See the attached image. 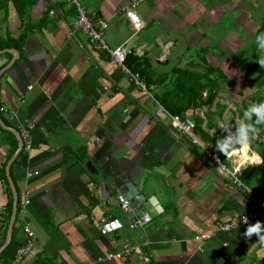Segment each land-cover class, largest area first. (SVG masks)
Instances as JSON below:
<instances>
[{"label": "crops", "instance_id": "crops-1", "mask_svg": "<svg viewBox=\"0 0 264 264\" xmlns=\"http://www.w3.org/2000/svg\"><path fill=\"white\" fill-rule=\"evenodd\" d=\"M132 1L75 0L94 25L98 19L106 21L101 38L109 49L121 45L141 58L152 77L147 89L135 84L106 50L89 44L74 27L72 2L0 0L1 242L13 198L8 177L16 194L10 245L0 264L7 263L27 239L24 224L32 232L31 247L15 264H253L264 260V218L217 230L218 223L264 203L258 179L264 169L259 164L264 147L223 129V123L229 122L250 127L237 118V112L234 120L226 122L219 117L211 120L209 110L205 114L199 108L187 110L185 117H201L202 126L211 120L214 125L204 128L207 134H225L224 140L232 146L224 158L231 157V168L220 162L229 173L221 170L204 155L201 148L207 146L200 138L194 137L201 147L196 151L173 128L175 115L159 103L162 92L172 87L171 77L157 72L155 76L153 71V63H168L169 48L176 42L168 36L171 29L192 21L189 9L194 15L199 10L205 23L215 24L220 20L211 10L220 5L201 3L228 1L141 0L135 7L142 21L138 29L122 11ZM245 1L233 6L231 13L253 0ZM249 10L244 12L247 20L259 19L254 18L252 7ZM156 20L168 36L149 40L143 34L136 36ZM218 48L220 53L211 47L213 51L193 58L198 62H190H205L215 70L220 65H211L207 58L220 62ZM176 117L183 119L184 111L182 118ZM14 132L22 141L18 151ZM119 175H127L125 182L136 184L145 199H157L150 206L160 208L150 218L143 214L149 219L142 228H128L134 215L121 210L113 190L108 194L110 181ZM109 217L119 220L122 228L101 234L97 225ZM125 243L135 246L130 254L108 256Z\"/></svg>", "mask_w": 264, "mask_h": 264}, {"label": "rangeland", "instance_id": "rangeland-1", "mask_svg": "<svg viewBox=\"0 0 264 264\" xmlns=\"http://www.w3.org/2000/svg\"><path fill=\"white\" fill-rule=\"evenodd\" d=\"M225 1L228 2L201 3L202 5H205V3L206 5L214 3H218L220 5V8H217L215 10L217 14H215L214 10H211L214 15V19L215 17L217 19L219 18L220 21L218 23H205L203 18L198 14L199 10H196L194 15V10L192 11V9H189V12L193 13L191 16L192 23L187 22L186 24H181V26L176 30L171 29L169 36L167 32L162 30L157 20L152 23L148 30H146L148 26H146V23H144L146 27H143L139 31H137L136 36L143 34V36L147 38V40L157 39L161 36L175 38V44L169 48L171 55H169L170 58L168 59V63L164 65L153 63V71L155 73V76H157L159 73H162V76L165 74L168 79L170 77H174L175 75H177V73L180 76H183L184 74L180 70L182 68L187 69L186 65L189 64L193 58H201L200 53L202 51L211 50L210 48L213 47L214 51H211L220 53L218 48V46H220L221 54L218 57L221 60L220 62H217V60H214L211 57L207 58L211 65H220L217 66L218 68L216 67V69L211 73V76H216L218 78L217 84L219 87L217 89V95L214 98L210 109L208 108L209 111H207L208 113L211 112L209 114V116H211V120H215V118L220 117L219 119L225 118L224 120L228 122L227 119L232 118L234 115L233 113L237 112V106L238 104H240V100L243 97H246L249 93L256 96H264V89L263 91H261L258 90V87H254L255 85L252 86V78L255 77L257 71L251 66V62L255 61L254 57H251L253 56V53H256L258 55V59H260L261 65L264 66V62L261 60V56H259L264 55V29H258V27L260 26L259 23L261 21H259L260 16L261 14L264 15V0H253L251 2V5L245 6L246 8L243 6L242 8L236 10L235 15L233 14V11L231 13L233 6H237L238 4L242 5V3L246 1ZM247 1L249 2L250 0ZM250 7H252L254 18L259 19L255 21H253V19L247 20L244 12H247V14H249ZM184 8V10H188L189 7L186 6ZM107 38L108 36L105 35L104 39L107 40ZM257 38L260 40V45ZM205 40H207L206 44ZM155 42L158 43V41ZM255 42L257 43L255 44ZM151 46H153L154 49H157L158 45L156 46L155 43L152 42ZM215 48L217 50H215ZM193 60L197 61L196 59ZM242 60H246L245 65H242ZM192 64H194L193 61ZM194 65V67L192 66V68L190 67L189 69L196 70L197 67H201V65L199 64ZM199 70L203 71L201 68H199ZM156 72L158 74H156ZM191 74L195 75L196 73L194 72ZM191 74L187 72L184 75V78L191 76ZM199 76H201L202 79V75L199 74ZM260 88H263V86H261ZM236 90H241L240 96L235 94ZM219 106H221L220 108L222 111L221 115L218 116L214 114V110L219 108ZM204 110V108L201 109L202 112ZM251 110L255 111L256 108L251 107ZM196 111L197 115H201L198 113V110ZM223 124L225 125L227 123ZM190 132L197 140H199V137L192 131V129L190 130ZM185 137L187 138V140H189V142H191V139L189 137ZM201 142L204 143V145L206 144L203 140ZM191 143L196 147V151L201 148H199L198 144H196L195 142ZM201 149L205 153V148L202 147ZM232 161L233 160L231 159V157L226 158V160H221V162L228 168H231L230 164H232ZM258 179H261V181H259V185L262 192H264V169L261 174H258Z\"/></svg>", "mask_w": 264, "mask_h": 264}, {"label": "trees", "instance_id": "trees-1", "mask_svg": "<svg viewBox=\"0 0 264 264\" xmlns=\"http://www.w3.org/2000/svg\"><path fill=\"white\" fill-rule=\"evenodd\" d=\"M260 27L261 29L264 28V16ZM251 57H254L255 60L251 62V66L257 71L255 77L252 78V86L255 85L254 87L256 88H260L261 86H263L262 89H264V66L261 65L260 59H258V55L256 53H253V56ZM261 60L264 61V56H262ZM142 62L143 61L141 60V58L136 57L131 52H127L123 59V65L129 70L131 74H136L139 80L147 89L150 86L152 77L150 76L149 68L145 67ZM202 64L201 69L203 71L201 72L189 69V67L195 66L191 62L187 64V69L182 68L180 71H182L184 75L187 72H189V74L195 72L196 74H191V76L193 77L189 76L187 78H184V75L180 76L177 73V75L172 77L170 80L172 83V87L167 88L166 90H164V92H162L161 96L159 97V103L163 107V109L170 115L180 116L182 118L184 111V118H186L185 112H188L187 110H191L192 108H204L205 110L203 111V113L205 114V111L207 113L208 108L211 107L212 102L217 95V89L219 87L217 84L218 78L216 76H211V73L214 71V68L212 66L206 65L205 62H203ZM245 64L246 60H242V65ZM199 74L202 75V79ZM165 79L166 77L161 80V83H163ZM203 91H206L204 97H202ZM236 94L240 96V91H238ZM220 107L221 106L214 110V114L218 116L221 115L222 110ZM237 107V118L241 119L242 122L249 125L250 127L244 128L239 124L230 122L233 124V128L229 129L230 132L239 140L242 138L251 142L252 140L245 135V132L251 134L259 132L264 134V97H259L254 94H248L246 97H243L240 100V104H238ZM251 107H255L256 110L252 111ZM234 118L235 116L233 115V117L230 118L229 121L234 120ZM191 121L193 123L192 131L197 136H199L201 141L203 140L206 143L205 145L207 147L205 149L208 150L211 154H214L218 161L221 162V160L225 158L228 150L232 148V146L228 145L224 140L225 134L219 136L216 132L215 134L208 135L207 131H205L204 128H210L212 127V125H214L211 120L207 119V122L204 126H202V118L199 116H192ZM254 128H257V130L255 131ZM239 140H237L235 144H238ZM256 144L260 149L264 147V141L258 142ZM262 154L264 157V153ZM204 155L206 156L205 153ZM263 163L264 159H262V161L259 163L261 164L262 168H264ZM213 164L216 163L213 162ZM9 245L10 243L1 251L0 261L2 259V256L8 251Z\"/></svg>", "mask_w": 264, "mask_h": 264}, {"label": "built area", "instance_id": "built-area-1", "mask_svg": "<svg viewBox=\"0 0 264 264\" xmlns=\"http://www.w3.org/2000/svg\"><path fill=\"white\" fill-rule=\"evenodd\" d=\"M66 1H70L74 4L76 10L74 27L85 34L89 44H95L98 48L106 50L110 54L112 60L117 65H119L126 72H129L128 69L123 65V59L128 51L121 45L109 49L101 38L102 30L107 26L106 21L102 19H98L96 25H94L90 21V19L86 16L85 11L82 9V7L77 2H75V0H66ZM140 1L141 0H133L132 2L129 3L127 8L122 9L124 17L135 29H138L142 26V21L138 16V14L135 12V7L138 6L139 3H141ZM129 74L131 76V79L135 82V84L145 89L144 84L139 80L136 74H131L130 72ZM202 95H205V92H202ZM171 124L175 130H178L179 132L183 133L185 136L189 137L191 139V142H196L194 136L190 132V130L193 128V123L189 118L178 119L176 116H171ZM224 128L232 129L233 124L227 123L223 126V129ZM245 135L256 143L264 141L263 133L256 132L255 134H251L245 132ZM204 150L209 161L216 163L221 170H224L227 173H229V171L226 170L225 167H223L220 164V162L218 161V159L214 154H211L206 149ZM26 203H27V199H23L22 204H26ZM120 208L122 211L127 212L130 209L129 203L126 200L123 201L120 200ZM256 218H260V219L264 218V203L262 202H259L258 206L250 208L249 210L239 215L232 216L227 221L218 223L217 230L219 231L230 230L235 227H238L239 225L247 224L249 221L254 220ZM148 219H149L148 216L143 215L139 218H136L128 222L127 227L130 229L142 228L143 224L146 221H148ZM120 228H122L121 222L116 218H111V217L103 218L102 220H100V222L97 225V229L101 234H107L116 231ZM23 232L27 239L21 246H18L15 249L12 257L8 260L7 263L4 264H15L24 255H26V253L29 252L32 241V232L26 224H24L23 226ZM200 236L205 237L207 236V234ZM134 249L135 246L133 244L125 243L120 247L118 251H116L113 254H109L108 256L109 257L126 256L130 254ZM238 264H244V263H238ZM253 264H264V260L262 262L253 263Z\"/></svg>", "mask_w": 264, "mask_h": 264}, {"label": "water", "instance_id": "water-1", "mask_svg": "<svg viewBox=\"0 0 264 264\" xmlns=\"http://www.w3.org/2000/svg\"><path fill=\"white\" fill-rule=\"evenodd\" d=\"M4 128L6 130L13 131L9 127L4 126ZM14 135L16 136V139L18 142L17 149L15 151H18L21 148L22 141H21L20 135L17 132H14ZM86 165H89V164H86ZM126 179H127V175L126 176L119 175V176H116L115 178H112V180L110 181L108 194L113 190L115 192V195L119 198V200H122V201L126 200L130 206V209L127 211V213L134 215V219L141 217L143 214L148 215L149 218L154 216V214H152V211L154 212L156 208L158 209L160 207L157 205V203L155 204V206L157 205L156 208L150 206V204L156 202L157 199L155 200L154 197L152 198L150 197V199L149 198L145 199L143 196V193L138 190V187L136 186V184H134L133 182H125ZM7 180L10 184L13 198H12L10 217H9L8 224L5 230V235L0 244V253L10 241L11 226H12L14 216H15V211H16L15 190L12 185V181L9 179V177L7 178Z\"/></svg>", "mask_w": 264, "mask_h": 264}]
</instances>
